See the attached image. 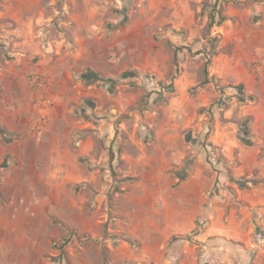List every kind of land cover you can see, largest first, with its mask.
<instances>
[{
  "label": "rangeland",
  "instance_id": "374dc122",
  "mask_svg": "<svg viewBox=\"0 0 264 264\" xmlns=\"http://www.w3.org/2000/svg\"><path fill=\"white\" fill-rule=\"evenodd\" d=\"M263 53L264 0H0V264H178L186 214L235 221L238 264H264V205L243 200L264 197V121L240 115L259 96L210 109L237 84L216 59Z\"/></svg>",
  "mask_w": 264,
  "mask_h": 264
},
{
  "label": "crops",
  "instance_id": "0c3cea01",
  "mask_svg": "<svg viewBox=\"0 0 264 264\" xmlns=\"http://www.w3.org/2000/svg\"><path fill=\"white\" fill-rule=\"evenodd\" d=\"M262 62V66L252 67L250 63L244 65L241 61H237L230 56L220 57L215 62V72L219 78L225 81L232 80L237 84L244 83L248 94L259 96L258 102L255 101L256 103L254 102L255 104L250 106L246 104L240 110L241 116H252L256 118V121L260 119L264 121V59ZM213 95L212 93V97ZM212 99H207L203 95L198 101H194V107L197 110L200 107L209 106ZM233 101H236V99ZM235 113L234 108H228L225 111V117L232 119ZM217 134L213 140L214 145L221 147L226 156L231 157L235 149L242 147L239 139L230 129H222L219 127ZM243 200L251 204L264 205V197L258 198L256 202L249 196H244ZM197 219L198 215L194 217L186 214V246L175 252L174 256L177 259V263L238 264V247H231L229 242L247 241V236L242 230L240 231L238 229L235 221L232 220L231 223L218 221L212 223V225L210 223L208 229H205V227L199 229ZM194 242L197 244H194ZM243 264H248L247 260H244Z\"/></svg>",
  "mask_w": 264,
  "mask_h": 264
},
{
  "label": "trees",
  "instance_id": "16d2710c",
  "mask_svg": "<svg viewBox=\"0 0 264 264\" xmlns=\"http://www.w3.org/2000/svg\"><path fill=\"white\" fill-rule=\"evenodd\" d=\"M209 64V62H208ZM90 76L94 77V78H97L96 74L92 73L91 71L84 74L83 77L84 78H89ZM205 76H206V79L204 82H202L199 86L202 87L206 84H209L210 83V80L208 78V70L205 71ZM235 89L237 91V97L239 98V100L241 102H246L248 100L250 101H253L254 100V96L253 95H247V90H246V86L244 83H238V84H216V89L218 91H220L222 93V97L216 101H214L212 103V105L210 106V109H213V108H217V109H223L224 108V93H225V90L226 89ZM206 109H202L201 112H204ZM249 120L246 119L245 122L242 124L243 126V135L241 137V141L248 145V146H251L253 144V142L251 141V136H250V130H249ZM215 150H217V148H215ZM254 184L257 183V181H253ZM240 184V187L241 188H244L246 187V182H243V183H239ZM68 240H64L61 244H58L57 247L61 250L65 249V247L68 245Z\"/></svg>",
  "mask_w": 264,
  "mask_h": 264
}]
</instances>
